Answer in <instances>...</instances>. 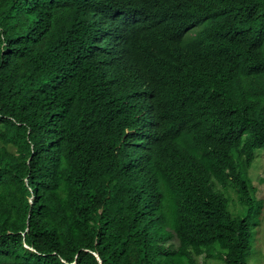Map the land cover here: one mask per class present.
<instances>
[{
  "label": "trees",
  "instance_id": "16d2710c",
  "mask_svg": "<svg viewBox=\"0 0 264 264\" xmlns=\"http://www.w3.org/2000/svg\"><path fill=\"white\" fill-rule=\"evenodd\" d=\"M93 2L0 0V264H259L264 0H107L148 17L103 51ZM134 64L169 78L174 119L158 110L165 140L125 150L140 113L106 81Z\"/></svg>",
  "mask_w": 264,
  "mask_h": 264
},
{
  "label": "clouds",
  "instance_id": "9594fccd",
  "mask_svg": "<svg viewBox=\"0 0 264 264\" xmlns=\"http://www.w3.org/2000/svg\"><path fill=\"white\" fill-rule=\"evenodd\" d=\"M93 1L94 4L86 7L81 16V21L85 22V27L94 28V35L96 36L93 40L92 50L96 48L103 51L109 42L118 40L120 31L121 34L130 37L133 33H137V38L132 37L134 40L140 37L139 29L144 26L148 17L144 8L138 4H130V2L109 4L107 0ZM195 34L191 29L185 31L187 36H194ZM183 37V33L178 36L175 33L168 32L164 38L165 41L162 42L169 58L172 60L187 58L186 56L190 53L189 45L182 41ZM202 47L211 50L205 45ZM220 54L226 55L228 59L232 51L224 50ZM121 61L126 62L128 60L122 59ZM229 68L226 61L222 71H219V77L222 78L227 75L230 71ZM105 72H108L107 67H105ZM122 81L124 82L120 87L115 86ZM106 84L111 97L125 98L127 96L122 106L137 110L140 113L139 117L138 115L132 116L135 123L130 126L136 135L131 136L129 131H125L122 140L125 150L145 149L165 140L163 129L165 123L155 122L154 113L158 110H166L168 117L174 119L169 104H166L167 101L160 98V94L172 88V83L167 76L152 66L134 64L122 69L118 79L106 81ZM149 104L153 115L152 120L147 115ZM147 140L150 142V146H147Z\"/></svg>",
  "mask_w": 264,
  "mask_h": 264
},
{
  "label": "rangeland",
  "instance_id": "374dc122",
  "mask_svg": "<svg viewBox=\"0 0 264 264\" xmlns=\"http://www.w3.org/2000/svg\"><path fill=\"white\" fill-rule=\"evenodd\" d=\"M249 177L253 178V185L258 189L256 192V196L264 199V183H260V179H264V151L260 150L256 153L255 161L249 168ZM260 225L256 227L257 232V248H258V258L259 264H264V204L263 208L260 211ZM258 216V219H259ZM216 264V263H213Z\"/></svg>",
  "mask_w": 264,
  "mask_h": 264
}]
</instances>
